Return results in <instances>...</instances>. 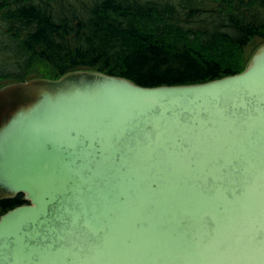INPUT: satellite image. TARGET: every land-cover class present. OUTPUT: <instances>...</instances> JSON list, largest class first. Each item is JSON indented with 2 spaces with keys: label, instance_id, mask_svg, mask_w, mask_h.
Instances as JSON below:
<instances>
[{
  "label": "water",
  "instance_id": "obj_1",
  "mask_svg": "<svg viewBox=\"0 0 264 264\" xmlns=\"http://www.w3.org/2000/svg\"><path fill=\"white\" fill-rule=\"evenodd\" d=\"M0 264H264V43L235 74L78 70L0 87Z\"/></svg>",
  "mask_w": 264,
  "mask_h": 264
},
{
  "label": "trees",
  "instance_id": "obj_2",
  "mask_svg": "<svg viewBox=\"0 0 264 264\" xmlns=\"http://www.w3.org/2000/svg\"><path fill=\"white\" fill-rule=\"evenodd\" d=\"M0 25L19 49L16 81L93 70L188 84L246 68L264 43V0H1ZM40 63L49 75H32ZM20 204L1 200L0 216Z\"/></svg>",
  "mask_w": 264,
  "mask_h": 264
},
{
  "label": "rangeland",
  "instance_id": "obj_3",
  "mask_svg": "<svg viewBox=\"0 0 264 264\" xmlns=\"http://www.w3.org/2000/svg\"><path fill=\"white\" fill-rule=\"evenodd\" d=\"M5 32L6 26L0 25V86L5 85L9 81L17 80L18 76H13L12 73L23 69L21 67L17 68V62L13 60L15 54L19 55V53H17L19 49L16 47L15 42L9 40V36ZM258 42V39L255 40V42L248 47V50L253 51ZM22 56L26 58V56ZM10 58H12V60ZM37 66L41 69V72L32 73V75H49L51 72V70L41 63L37 64Z\"/></svg>",
  "mask_w": 264,
  "mask_h": 264
},
{
  "label": "flooded vegetation",
  "instance_id": "obj_4",
  "mask_svg": "<svg viewBox=\"0 0 264 264\" xmlns=\"http://www.w3.org/2000/svg\"><path fill=\"white\" fill-rule=\"evenodd\" d=\"M1 1V0H0ZM7 31V30H6ZM11 60H12V58H10ZM15 59V57L13 58V60ZM13 62V61H12ZM19 65H22V63H20ZM17 74V72H13L12 73V75L13 76H15ZM12 81H14V80H12ZM11 81H9V82H7V83H10ZM6 83V84H7ZM1 87V86H0ZM15 197H18V199H19V204L21 203V204H24V203H27V199H26V196H25V194L24 193H19V194H17V195H14V196H5V197H3V198H1L0 199V201L1 200H4V199H11V198H15ZM20 204V205H21ZM14 208V207H13ZM9 210V209H8ZM7 210V211H8ZM6 211V212H7Z\"/></svg>",
  "mask_w": 264,
  "mask_h": 264
}]
</instances>
